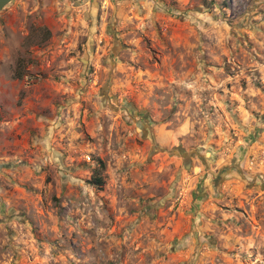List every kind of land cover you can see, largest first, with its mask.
<instances>
[{"label":"rangeland","instance_id":"374dc122","mask_svg":"<svg viewBox=\"0 0 264 264\" xmlns=\"http://www.w3.org/2000/svg\"><path fill=\"white\" fill-rule=\"evenodd\" d=\"M0 264H264V0L7 3Z\"/></svg>","mask_w":264,"mask_h":264},{"label":"trees","instance_id":"16d2710c","mask_svg":"<svg viewBox=\"0 0 264 264\" xmlns=\"http://www.w3.org/2000/svg\"><path fill=\"white\" fill-rule=\"evenodd\" d=\"M99 165H100L101 167H103V166H104V163L100 160V161H99ZM90 182H91L93 185L97 186V187H101L102 184H103V179H102L101 175L97 173V174H95V175L92 176Z\"/></svg>","mask_w":264,"mask_h":264},{"label":"water","instance_id":"95a60500","mask_svg":"<svg viewBox=\"0 0 264 264\" xmlns=\"http://www.w3.org/2000/svg\"><path fill=\"white\" fill-rule=\"evenodd\" d=\"M11 0H0V10L7 4L9 3Z\"/></svg>","mask_w":264,"mask_h":264}]
</instances>
